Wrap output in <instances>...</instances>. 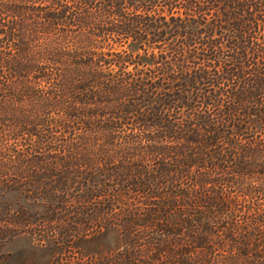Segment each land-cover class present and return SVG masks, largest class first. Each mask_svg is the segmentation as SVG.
<instances>
[{"label":"trees","instance_id":"1","mask_svg":"<svg viewBox=\"0 0 264 264\" xmlns=\"http://www.w3.org/2000/svg\"><path fill=\"white\" fill-rule=\"evenodd\" d=\"M24 1L0 0V189L39 210L0 206V250L264 264V0Z\"/></svg>","mask_w":264,"mask_h":264},{"label":"rangeland","instance_id":"2","mask_svg":"<svg viewBox=\"0 0 264 264\" xmlns=\"http://www.w3.org/2000/svg\"><path fill=\"white\" fill-rule=\"evenodd\" d=\"M33 1H36V7L50 3V0L44 1L43 3H41L43 0H28V4H32L31 2ZM151 10L161 12L160 7H156L155 10ZM162 10V14L166 15L169 8L164 7ZM178 11V15L184 17V9L180 8ZM195 19L198 20L199 17H195ZM140 44H143L144 47L148 48V50L154 47V45L144 40H138L135 42L127 40L123 47L129 52L142 54V50L138 49ZM112 45L113 47H120L117 43ZM154 50L157 53V51L161 49ZM131 69L132 66L129 67V70ZM32 204V200L27 194H25L24 191L18 190L13 192L10 190L0 189V206L13 205L15 207V205H20L31 212H33V209L39 210L38 207H35ZM54 249V246L49 243H45V245H39L35 244L28 237L19 236L8 242L5 247L0 250V253H2L5 257L3 264H45L51 259Z\"/></svg>","mask_w":264,"mask_h":264}]
</instances>
